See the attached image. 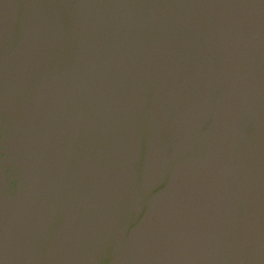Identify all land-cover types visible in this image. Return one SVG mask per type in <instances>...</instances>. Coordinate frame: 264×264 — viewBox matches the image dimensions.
Instances as JSON below:
<instances>
[{
	"label": "water",
	"instance_id": "obj_1",
	"mask_svg": "<svg viewBox=\"0 0 264 264\" xmlns=\"http://www.w3.org/2000/svg\"><path fill=\"white\" fill-rule=\"evenodd\" d=\"M0 264H264V0H0Z\"/></svg>",
	"mask_w": 264,
	"mask_h": 264
}]
</instances>
